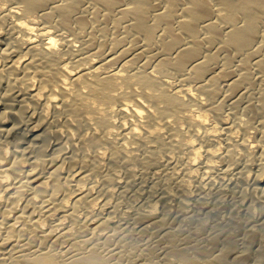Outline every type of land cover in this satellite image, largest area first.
<instances>
[{
    "label": "bare ground",
    "instance_id": "6f19581e",
    "mask_svg": "<svg viewBox=\"0 0 264 264\" xmlns=\"http://www.w3.org/2000/svg\"><path fill=\"white\" fill-rule=\"evenodd\" d=\"M262 28L264 0H0V264H114L145 233L140 256L149 264H264V74L248 57L246 71L232 66L238 54L264 51ZM143 35L159 59L154 69L135 67L141 90L126 97L128 42ZM259 82L260 101L233 126L222 86L234 90L235 108L249 97L239 89ZM172 114L192 133L186 161L170 153L181 129ZM235 129L250 136L242 149L251 168L259 165L253 174L232 172L219 153L221 134ZM161 153L154 179L178 178L184 188L135 192L118 218L107 195L127 190L133 163L146 178L145 165ZM107 155L126 177L114 182L110 168L102 176L117 188L84 186ZM247 178L243 220L211 219ZM76 224L91 236L72 238Z\"/></svg>",
    "mask_w": 264,
    "mask_h": 264
},
{
    "label": "rangeland",
    "instance_id": "374dc122",
    "mask_svg": "<svg viewBox=\"0 0 264 264\" xmlns=\"http://www.w3.org/2000/svg\"><path fill=\"white\" fill-rule=\"evenodd\" d=\"M8 1H9V4L16 2V0H8ZM156 2H160V4L162 6L166 5V0H156ZM263 29L264 28H262L261 33L264 34ZM261 37L264 40V35H262ZM261 37L259 38V41H261L262 44L259 43V41H258V44H260L259 46L261 48L263 47L262 50H264V46H263L264 41L261 40ZM145 41H146V38L144 35L140 36L138 38V40H136L135 37H131L129 39L128 44H131V45L133 44L135 49L130 54L131 56H133V61H134L132 63L133 71L127 72V77H128V80H129L132 87H129L127 83H124V87H123V89H121L124 92L126 97L131 96V92L133 89H135L137 91L141 90V88H140L141 84L137 82L138 76L136 75L135 67L148 62L149 68L154 69L156 67V63L159 59V57H157L156 54H154L153 52H151L150 50H148L147 48L144 47ZM263 52L264 51H262L260 54H258L256 58L248 55V54H250L249 52H244L247 54H245L243 56H239V54H238L236 56V59H235L232 66H234L236 68V71H239V72L246 71L240 67L242 65V63H241L242 58L248 57L250 59L251 64L253 65L255 73L258 74L257 76L264 74V71H262L257 66V58L259 59L260 58L259 56H261ZM119 64H120L119 62L116 63V65H119ZM248 86H249L248 84L243 85L239 89V91H240V94L243 91H248L249 94L248 93L247 94L251 98L248 97V99H247V97H243V99H241L239 101V104L236 107H238V106L242 107V104H243L244 105L243 108H244L245 105L250 103V101L251 102L254 101V103H258L260 101V97H261V93H262V89H263L262 84H261V87H260V82H259V84L252 86V90L250 88L248 89ZM222 88L223 89L221 92H223L222 94H224V97L226 98V112H229V115L231 116L230 121L233 123V126H235V123L237 121L244 123V120H242V118H240V117H244L243 115H245V114L243 112H244L245 108L244 109L239 108V107L234 108V105L232 104L233 100H232L231 94L234 92V90L229 88V87H226V86H222ZM250 93H252V94H250ZM247 94L244 96H247ZM242 100H244V101L242 102ZM105 102L107 103L106 105H109V103H110V101H105ZM231 113H234V114L236 113V114L231 115ZM112 114L113 113H111L110 115H112ZM177 117L178 116H176L175 114L171 115V118H174L175 119L174 121H177L176 122L177 126L181 127L180 131H178V134L176 135V137L178 138V141H177L178 147L172 148V150H174V151L171 150L170 153L172 155L174 153H176L175 157L179 158L182 156L183 157L182 161H186V160L190 159V157L188 156V151L186 150L185 145H186V142L188 141L190 135H192V133L187 130L188 129L187 128V126H188L187 121L181 117L180 118H177ZM254 122H256V121L254 120ZM252 128L255 129L254 127H252ZM223 132H224V130H223ZM229 134L230 135H228L227 133L221 134V137H224V139L222 141L219 140L218 145H217L218 147H220L219 153H221V155H225V157H226V159H225L226 161L224 160L225 165L228 166L230 169H232L231 170L232 172L237 167L247 170L246 171L247 174H250V173L253 174L255 171L259 170V165L257 162H255V164H253V166H254L253 168L250 167V165H249L250 163H248V161L246 159V155L243 153L242 143L248 142L250 140V136L247 135L246 133H244L242 130L237 131L236 129L233 132H229ZM229 136H230V138H228ZM139 137L141 139H144V134L142 133L141 135H139ZM89 150L94 151L95 146H93L91 144ZM164 151L167 152L168 149L164 150ZM230 152L234 156V159H232V160L228 157V154ZM165 157H166L165 153H163V154L161 153V154L157 155L154 160L150 161L147 165H145V170L148 171L147 173H149L147 176H145L146 178L141 177V174H140L141 166L133 163V165H131L130 168L133 169V172H134L133 175L134 176L131 177V179H129L130 184H129V186L126 187L127 190L125 192H123L122 194H120L118 191H113L112 194L107 195V199L111 201V205H113V206L117 205L116 207L118 208V211H119V213L117 215L118 218L124 217L126 215V213H124V212L122 213V211L126 210V209H130L132 204L136 203L135 199L132 197V194L135 192L141 191L142 189H144V191H146L147 189L149 190L151 187V189L154 191L155 194H159L162 192V190H165V189L170 190V191H172V193H175L177 195L180 194V192L182 191V188H184V187H182L181 185L178 184V178L167 179V180L165 179L164 180V178L163 179H161V178L160 179H154V177H153V172L157 169L160 170L158 167L156 168L155 163H159L158 161L164 160ZM108 158H109V155L103 156L100 159V161L98 162L99 175L91 176L88 180H86L83 183L84 186H89V185L95 184L97 186V188L98 187L99 188L110 187L112 190L117 188L114 185V182H117V180L118 181L122 180V176L126 177V175H124L126 168L124 166L118 165V164L112 165V163L109 161ZM255 161H257V159H255ZM222 167H223V165L220 162H217V165L215 167V174L216 175H218L221 172ZM110 168H112L113 171L115 172L116 178L113 180L114 182L112 181L110 184H108L106 178L103 177L102 175H103V172L109 170ZM252 183H253V180L251 178H247L245 180V182L242 183V186L238 188L240 190L238 192V194H235L233 192V190L226 192L224 194V196L226 195L225 203L219 205L218 214L217 215L212 214L210 216V218L211 219L218 218L222 221H226L227 216H230L231 213H233L236 215V217H240V220H243L244 213L242 212V208H241L240 204L243 200L248 199L249 195H246L244 197L242 190L244 188L248 187L249 184H252ZM185 191H189V189H185ZM207 196H208L209 200L212 201V196L209 194ZM100 200H101V198L96 199L92 202L90 201L85 206H88L90 203H91V205L98 206V204L100 203ZM257 207H258V211L260 212L261 208L258 204H257ZM120 211H121V213H120ZM114 219L116 220V218H114ZM131 221H133V220H131ZM135 224H136V222L134 223V225ZM75 226L76 227H74V229H73L72 238H75L78 236L79 238L86 239V236H87V238L89 237L87 234H90V236H91V232L88 229H87L88 231H86L82 228V231H83L82 232L79 229V227L77 226V224ZM80 232L83 234H81ZM87 232H89V233H87ZM261 238H262V235H258L256 237V242L254 245H257L258 241ZM147 239H149V233H145V234L141 235L137 239V241L139 243H137L136 245H133V247H130L131 252L129 253L126 251L127 254L129 253L128 255L125 254V252H123L124 253V254H122L124 256L123 259H120L121 255L119 256L120 258L118 256H116L117 258H115V256L113 257V258H115V260L113 259V261H115L114 264H136V262H137V264H139V263L140 264H149L148 263L150 261L149 259H147L144 256H140V254L142 253L141 244H142V242H144ZM65 244H66L65 239H61L59 241V244L56 245V248L60 249V246L65 245ZM54 248H55V246H54ZM116 259H117V262H116ZM112 263L113 262H111V264Z\"/></svg>",
    "mask_w": 264,
    "mask_h": 264
}]
</instances>
